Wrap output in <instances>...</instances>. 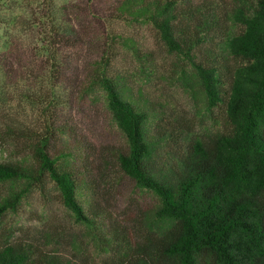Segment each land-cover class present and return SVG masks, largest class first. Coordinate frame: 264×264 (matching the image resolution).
<instances>
[{
    "label": "trees",
    "instance_id": "1",
    "mask_svg": "<svg viewBox=\"0 0 264 264\" xmlns=\"http://www.w3.org/2000/svg\"><path fill=\"white\" fill-rule=\"evenodd\" d=\"M23 5L24 14L0 16V25L11 43L23 42L14 30H28L27 46L36 42L45 53L48 81L32 99L48 119L40 129L3 123L0 146L10 139L23 152L0 158V222L52 185L79 234L109 259L78 240L66 250L7 234L0 264H264V0H119L120 19L157 30L178 60V79L198 119L208 120L198 127L183 118L109 53L85 72L82 83L105 94L126 137L116 156L120 172L158 201L139 221L109 206V183L97 178L78 124L62 117L67 101L57 90L70 72L61 60L80 43L72 16L58 0ZM6 37L0 35V46ZM117 39L143 65L154 62L134 39ZM2 61L0 88L9 84Z\"/></svg>",
    "mask_w": 264,
    "mask_h": 264
},
{
    "label": "rangeland",
    "instance_id": "2",
    "mask_svg": "<svg viewBox=\"0 0 264 264\" xmlns=\"http://www.w3.org/2000/svg\"><path fill=\"white\" fill-rule=\"evenodd\" d=\"M0 16L12 18L24 14L25 0H1ZM119 0H58L59 9L66 8L72 16L80 43L77 48L65 51L62 67L69 71L67 80L58 93L66 97L62 117L78 124L82 145L88 155L93 156L96 176L109 183L104 198L109 206L131 221L143 219L148 208L158 203L147 191L138 187L130 177L122 174L116 156L125 149L126 137L117 126L110 111L105 94L99 88H86L83 76L93 64L109 53L115 66L124 74L140 80L148 92L175 108L183 118L192 120L200 127L195 103L190 99L178 79V60L170 54L157 30L150 25L131 24L119 18L115 8ZM5 26L0 25V35L8 36ZM23 42H13L6 37L0 46V59L4 57L8 85L0 88V130L3 123L12 126L45 127L48 117L41 106L32 99L39 87L48 81L45 70V53L36 42L29 47L25 43L31 37L23 29L14 30ZM121 35L134 39L147 51L152 52L154 62L143 65L127 51L117 39ZM32 38V37H31ZM9 39V40H7ZM25 43V45H24ZM63 58V57H62ZM69 103V104H68ZM40 107V109H39ZM220 119V116L218 115ZM22 149L10 139L0 146V158L15 160L22 157ZM2 193L5 191L2 190ZM78 226L62 204L59 191L52 185L46 195L35 191L26 198L17 213H10L0 222V238L7 234L25 239L59 242L66 250L72 241L78 240L81 247L92 252L100 260L109 256L96 251L94 246L79 234ZM97 253V254H95Z\"/></svg>",
    "mask_w": 264,
    "mask_h": 264
}]
</instances>
